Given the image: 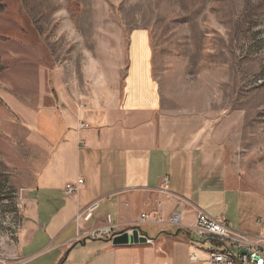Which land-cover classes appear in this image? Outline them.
<instances>
[{
    "label": "rangeland",
    "instance_id": "obj_1",
    "mask_svg": "<svg viewBox=\"0 0 264 264\" xmlns=\"http://www.w3.org/2000/svg\"><path fill=\"white\" fill-rule=\"evenodd\" d=\"M1 4L0 264L18 263L27 192L44 161L23 114L54 101L53 84L90 106L122 97L134 31L149 32L155 77L173 97L233 121L235 162L249 195L225 218L237 232L264 236V0Z\"/></svg>",
    "mask_w": 264,
    "mask_h": 264
},
{
    "label": "crops",
    "instance_id": "obj_2",
    "mask_svg": "<svg viewBox=\"0 0 264 264\" xmlns=\"http://www.w3.org/2000/svg\"><path fill=\"white\" fill-rule=\"evenodd\" d=\"M130 42L123 96L111 105L67 100L53 84L54 101L23 114L44 161L27 192L17 264H207L216 242L193 231L198 211L226 217L249 195L233 121L221 114L218 122L216 111L183 103L159 83L148 31ZM93 205L89 220L80 216ZM175 214L180 227L170 222ZM134 229L146 244H113Z\"/></svg>",
    "mask_w": 264,
    "mask_h": 264
},
{
    "label": "built area",
    "instance_id": "obj_3",
    "mask_svg": "<svg viewBox=\"0 0 264 264\" xmlns=\"http://www.w3.org/2000/svg\"><path fill=\"white\" fill-rule=\"evenodd\" d=\"M81 128L87 129L89 126L83 124ZM82 184L83 180L66 184L64 187L65 194L77 193ZM164 184H166V180ZM96 207L97 205H93L80 216L89 220ZM170 222L173 226L180 227L181 216L173 215ZM193 231L202 239L216 242L209 252L207 264H264V236L251 237L237 232L223 216L212 217L199 210ZM105 234H111V228L100 233V236ZM149 243L151 242L149 241Z\"/></svg>",
    "mask_w": 264,
    "mask_h": 264
},
{
    "label": "water",
    "instance_id": "obj_4",
    "mask_svg": "<svg viewBox=\"0 0 264 264\" xmlns=\"http://www.w3.org/2000/svg\"><path fill=\"white\" fill-rule=\"evenodd\" d=\"M148 238L141 234V231L138 229L132 230L130 234L125 233L120 237H117L113 240L114 245H139V244H146Z\"/></svg>",
    "mask_w": 264,
    "mask_h": 264
},
{
    "label": "trees",
    "instance_id": "obj_5",
    "mask_svg": "<svg viewBox=\"0 0 264 264\" xmlns=\"http://www.w3.org/2000/svg\"><path fill=\"white\" fill-rule=\"evenodd\" d=\"M2 3V0H0V12L2 9H4L3 5L1 4Z\"/></svg>",
    "mask_w": 264,
    "mask_h": 264
}]
</instances>
